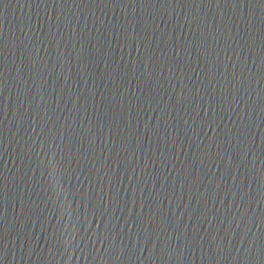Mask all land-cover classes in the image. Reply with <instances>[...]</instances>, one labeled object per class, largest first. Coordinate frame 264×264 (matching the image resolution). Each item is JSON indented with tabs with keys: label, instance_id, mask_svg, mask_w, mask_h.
Here are the masks:
<instances>
[{
	"label": "water",
	"instance_id": "obj_1",
	"mask_svg": "<svg viewBox=\"0 0 264 264\" xmlns=\"http://www.w3.org/2000/svg\"><path fill=\"white\" fill-rule=\"evenodd\" d=\"M0 264H264V0H0Z\"/></svg>",
	"mask_w": 264,
	"mask_h": 264
}]
</instances>
